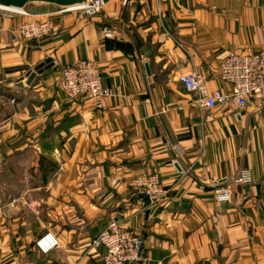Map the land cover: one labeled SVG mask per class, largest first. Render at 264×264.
Masks as SVG:
<instances>
[{
	"label": "crops",
	"instance_id": "crops-1",
	"mask_svg": "<svg viewBox=\"0 0 264 264\" xmlns=\"http://www.w3.org/2000/svg\"><path fill=\"white\" fill-rule=\"evenodd\" d=\"M31 9L0 14V264H103L90 245L114 219L142 237L137 264H264V97L202 111L179 82L197 71L209 94L228 92L221 61L264 50V0H108L93 18ZM46 15L51 36L15 43ZM80 60L111 93L101 109L60 87ZM245 169L253 184L216 203ZM150 174L170 190L155 207L130 186ZM47 232L61 248L41 255Z\"/></svg>",
	"mask_w": 264,
	"mask_h": 264
},
{
	"label": "built area",
	"instance_id": "built-area-1",
	"mask_svg": "<svg viewBox=\"0 0 264 264\" xmlns=\"http://www.w3.org/2000/svg\"><path fill=\"white\" fill-rule=\"evenodd\" d=\"M107 3L108 0H90L84 6L58 9L56 12L77 13L93 18L102 13ZM0 11L11 15H28L27 12L21 11ZM45 17H33L32 20L21 23L15 33V43L40 41L51 36V15ZM106 36L112 37L110 33H106ZM219 75L220 80L229 86L228 92L217 90L209 94L202 76L197 71L182 75L179 82L202 111H212L223 106L236 110L246 109L253 97H264V50L258 53L252 49L231 52L221 61ZM60 87L69 100L83 98L93 101L95 109H101L103 100L111 96L109 89L103 84L100 68L90 60H80L65 67L61 73ZM114 183H117V180ZM252 184V171L242 170L230 184L215 188L214 199L219 204L231 203L236 186ZM130 186L143 206L160 205L170 194V190L162 185L158 174L139 176L131 181ZM35 248L41 255H49L61 248V242L55 233L47 232L37 239ZM142 248V237L123 226L117 219H114L90 245L91 250L104 249L103 264H137L142 258Z\"/></svg>",
	"mask_w": 264,
	"mask_h": 264
},
{
	"label": "water",
	"instance_id": "water-1",
	"mask_svg": "<svg viewBox=\"0 0 264 264\" xmlns=\"http://www.w3.org/2000/svg\"><path fill=\"white\" fill-rule=\"evenodd\" d=\"M90 0H0V10L6 11H21L26 12L30 6L35 7H55L56 9H68L86 5ZM53 67L52 59H48L44 63L38 65L33 70L29 71L25 78L21 79L19 87H24L22 83L26 80V85L29 86L37 76L42 75Z\"/></svg>",
	"mask_w": 264,
	"mask_h": 264
},
{
	"label": "rangeland",
	"instance_id": "rangeland-1",
	"mask_svg": "<svg viewBox=\"0 0 264 264\" xmlns=\"http://www.w3.org/2000/svg\"><path fill=\"white\" fill-rule=\"evenodd\" d=\"M35 6H30L29 8H28V10H33V9H31V8H34ZM2 13H4L5 14V12H3V11H0V14H2Z\"/></svg>",
	"mask_w": 264,
	"mask_h": 264
}]
</instances>
